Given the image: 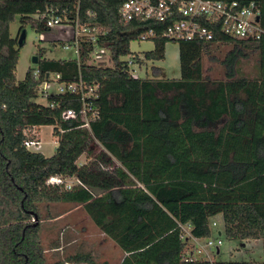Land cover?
Returning a JSON list of instances; mask_svg holds the SVG:
<instances>
[{
	"label": "trees",
	"instance_id": "obj_1",
	"mask_svg": "<svg viewBox=\"0 0 264 264\" xmlns=\"http://www.w3.org/2000/svg\"><path fill=\"white\" fill-rule=\"evenodd\" d=\"M75 1L0 0V264L45 263L42 203L81 206L125 255L120 264H251L185 261L189 238H180V227L190 225V236L205 240L210 219L221 214L227 239H259L264 249V36L237 41L215 30L209 42H178V79L161 80L155 68V78H137L121 59L130 57L139 68L163 60L168 41L158 38L153 50L131 54L140 31L119 21L117 1L79 0L81 21L106 31L97 47L107 52V63L94 64L91 48L82 49L79 64L40 54L16 83L19 50L9 24L19 16L23 25L47 32L34 16L55 8L60 14ZM221 1L254 2L264 31V0ZM253 56L255 76L243 75L241 64ZM204 58L221 67L222 80L204 76ZM51 75L96 86L97 118L89 130L62 119L64 110L79 108L75 97L35 102ZM42 126L57 138L50 157L23 147L24 132ZM53 177L81 186L46 185ZM68 262L93 264L87 254Z\"/></svg>",
	"mask_w": 264,
	"mask_h": 264
},
{
	"label": "built area",
	"instance_id": "obj_2",
	"mask_svg": "<svg viewBox=\"0 0 264 264\" xmlns=\"http://www.w3.org/2000/svg\"><path fill=\"white\" fill-rule=\"evenodd\" d=\"M118 3L117 15L119 21L124 25L132 24L135 29H139L137 41H154L158 38L174 42H209L214 37V31L221 33L237 41L259 40L264 36V31L259 24V9L254 2L247 5H240L236 1L221 0H115ZM58 9H48L44 14L35 15L34 19L43 22L45 28L66 27L71 30V37L67 41H62L59 45L68 57L67 61H75L79 64L80 52L83 48H91L94 64L105 57L108 61L107 52L98 49L97 42L105 39L106 31L97 25L81 21L79 16V0H76L72 7L64 8L60 14ZM89 15V14H88ZM91 15V14H90ZM89 15V16H90ZM92 17V16H90ZM258 19V20H257ZM102 62V63H104ZM129 75L134 76L133 66H137L129 57L125 61ZM138 67V66H137ZM139 68V67H138ZM38 72L33 76L36 78ZM59 83V87L54 94H68L76 98L79 108L66 109L62 113L63 121H73L79 124V128L89 130V125L97 118V111L94 101L97 99L96 86H86L82 78L79 77L74 82L61 83L59 76H46L49 83L51 79ZM42 84V85H43ZM41 85V86H42ZM40 92V91H39ZM50 108L53 104L49 105ZM24 134L26 139L23 147L29 152L35 151L39 147L36 138H30ZM33 136V135H31ZM69 183L66 184V182ZM46 185H64L65 189H70L73 185L81 186L75 179H62L53 177L45 182ZM214 226V225H212ZM181 239L189 238L193 242L192 248L186 252L185 261L195 260L194 255H202L198 260L212 262L211 251H216L221 244L210 238L199 240L190 236V225L180 227Z\"/></svg>",
	"mask_w": 264,
	"mask_h": 264
},
{
	"label": "rangeland",
	"instance_id": "obj_3",
	"mask_svg": "<svg viewBox=\"0 0 264 264\" xmlns=\"http://www.w3.org/2000/svg\"><path fill=\"white\" fill-rule=\"evenodd\" d=\"M20 17L16 16L9 24V33L13 39L18 38L21 26L25 31V40L22 46L16 45L19 50L18 62L15 68V81L20 83L26 71L34 68L32 58L42 55L44 59H65L68 57L65 51L58 45L62 41H67L71 37V30L66 27H54L47 32L39 33L30 24H22ZM154 44L149 40L134 41L129 45L131 54H142L153 50ZM224 50H219V57L223 56ZM129 57L121 60L127 61ZM105 57L99 61L104 62ZM105 63V62H104ZM256 58L253 56L250 60L241 64L240 69L243 75L254 77L256 73ZM161 70V80L178 79L179 61H178V43L169 41L164 47V59L160 61L146 62L138 68L133 66L134 76L137 78L153 79V69ZM204 76L209 81H220L223 79L221 67L217 63H212L204 58L203 63ZM59 87L55 79L40 87V92L35 102L45 104V94H54ZM26 133L28 131H25ZM27 135L30 138H36L39 147L35 150L44 157L52 156L57 148V138L52 136L51 126H42L37 129H31ZM33 135V136H31ZM84 156L78 159V165L85 163ZM69 181L66 182V184ZM39 211V244L43 249L44 264H72L68 259L77 255H89L93 264H118L122 257V252L118 247L104 236L100 230L93 224L86 215L81 206L70 203H42L38 205ZM218 218H211L210 223L220 224ZM33 222V220L31 221ZM210 224V229L213 231ZM212 236L214 233L212 232ZM220 255L216 258L219 262H241L250 257L257 258L261 248L253 247V254L247 251H241L239 247L245 242L228 241L224 237L219 240ZM234 246V247H233ZM58 247V249H54ZM234 248V249H233ZM190 250V249H189ZM211 256L217 257L215 251H211ZM202 255H194L198 260Z\"/></svg>",
	"mask_w": 264,
	"mask_h": 264
},
{
	"label": "crops",
	"instance_id": "obj_4",
	"mask_svg": "<svg viewBox=\"0 0 264 264\" xmlns=\"http://www.w3.org/2000/svg\"><path fill=\"white\" fill-rule=\"evenodd\" d=\"M213 218H218L217 221L220 224H214V223L211 224L210 223L211 227L215 228L213 231H211L210 239H212L214 241H219V240H221L224 237L228 241H233V240L227 239L224 236V232H223L224 231V222H223L222 215L218 214V215L214 216ZM212 225H214V226H212ZM212 232L214 233V236H212ZM233 242H235V241H233ZM236 242H245L244 244H241V247H239V249L241 251H247L249 254H253L254 253V251H253V247L254 246H258V248L259 247L261 248V251L258 252L257 258H253V257L249 256V258L247 260L241 261V262H246V263H251V264H262L263 263V261H264V249H263L262 240L256 239V240H245V241H236ZM192 246H193V242L191 241V239H189L188 248L190 249V248H192ZM220 246H221V244L217 247V250L215 251L217 257H215V258L213 257L212 261H216V258H218V256L220 255V251H219V247ZM123 256H125V255H122L120 262L122 261ZM120 262L118 264H120Z\"/></svg>",
	"mask_w": 264,
	"mask_h": 264
},
{
	"label": "water",
	"instance_id": "obj_5",
	"mask_svg": "<svg viewBox=\"0 0 264 264\" xmlns=\"http://www.w3.org/2000/svg\"><path fill=\"white\" fill-rule=\"evenodd\" d=\"M24 40H25V31L22 30V31H20L19 36L17 38V45L18 46H22L23 43H24ZM32 63L35 64V65L37 64V58L36 57L32 58Z\"/></svg>",
	"mask_w": 264,
	"mask_h": 264
}]
</instances>
